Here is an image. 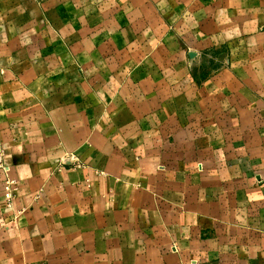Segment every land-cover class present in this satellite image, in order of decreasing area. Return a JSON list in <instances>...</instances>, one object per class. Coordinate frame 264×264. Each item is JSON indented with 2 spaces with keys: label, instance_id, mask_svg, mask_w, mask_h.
Wrapping results in <instances>:
<instances>
[{
  "label": "crops",
  "instance_id": "obj_1",
  "mask_svg": "<svg viewBox=\"0 0 264 264\" xmlns=\"http://www.w3.org/2000/svg\"><path fill=\"white\" fill-rule=\"evenodd\" d=\"M0 264H264V0H0Z\"/></svg>",
  "mask_w": 264,
  "mask_h": 264
},
{
  "label": "built area",
  "instance_id": "obj_2",
  "mask_svg": "<svg viewBox=\"0 0 264 264\" xmlns=\"http://www.w3.org/2000/svg\"><path fill=\"white\" fill-rule=\"evenodd\" d=\"M69 162H73L76 164L77 167H81V165L79 164V158L75 155H70L68 156V158H66ZM6 198L7 201L9 202V205H12V201L15 197V192H16V185L14 182H7L6 183Z\"/></svg>",
  "mask_w": 264,
  "mask_h": 264
}]
</instances>
